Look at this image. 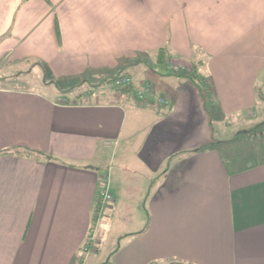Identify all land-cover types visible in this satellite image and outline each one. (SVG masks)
Wrapping results in <instances>:
<instances>
[{
    "label": "crops",
    "instance_id": "crops-1",
    "mask_svg": "<svg viewBox=\"0 0 264 264\" xmlns=\"http://www.w3.org/2000/svg\"><path fill=\"white\" fill-rule=\"evenodd\" d=\"M162 47L212 91L169 71ZM5 62L96 84L84 99L0 82V264H85L113 241L99 264H264V157H225L213 126L257 116L264 0H0ZM122 73L171 106L96 88Z\"/></svg>",
    "mask_w": 264,
    "mask_h": 264
},
{
    "label": "rangeland",
    "instance_id": "rangeland-1",
    "mask_svg": "<svg viewBox=\"0 0 264 264\" xmlns=\"http://www.w3.org/2000/svg\"><path fill=\"white\" fill-rule=\"evenodd\" d=\"M181 62L190 65V63L187 61ZM160 65L162 66L163 64ZM30 68L31 64H8L7 62H5L3 67L0 69V77L3 76V72L7 73L9 76L8 78L1 79V84L6 86L36 89L50 95L63 94L66 96H72V94L75 93L77 97H82L83 95L78 96V93H81L84 94V99H89L91 97L89 96V92H92L94 90L93 86L96 84L94 82H90V85H88L87 83H77L75 81V86L71 89L70 85L72 83L59 80L56 82H49L50 86H48L43 81H52V75L45 73V71H43V69L39 65H36L33 70ZM105 86L106 85L102 80L98 82L96 88L102 87V89L105 90V93L114 92L113 90H110V85H107L108 88ZM262 89L263 96L258 102V106L256 108V117L251 116L250 118H248L245 115L213 117L215 139L221 140L219 144H221V151L225 157H244L249 155L250 152L256 157H264V124L259 125L253 130L245 131L246 128L255 126L256 124L264 120V86L262 87ZM110 97L111 96H107L105 98ZM235 136L237 137L236 139ZM108 162V172L111 175L113 163L111 159ZM116 244L118 243L115 241L111 243L107 242V245L102 246L101 250L98 253L92 252L90 253V255L88 254L90 259L85 264H99L98 259L105 258L106 254L113 250ZM82 264H84V262Z\"/></svg>",
    "mask_w": 264,
    "mask_h": 264
},
{
    "label": "built area",
    "instance_id": "built-area-1",
    "mask_svg": "<svg viewBox=\"0 0 264 264\" xmlns=\"http://www.w3.org/2000/svg\"><path fill=\"white\" fill-rule=\"evenodd\" d=\"M167 68L172 73H178L182 70H185L188 68V65L186 63H182L181 61L168 58L166 60ZM133 83V77L129 74H124L118 78L115 79L113 83L110 84V86H115L116 88H123L126 86H129ZM134 98L140 102H149L154 101L158 106L160 107H170L172 103V99L169 96L161 95L156 91V87L153 83L147 82L142 87H135L134 91ZM111 142L106 141L105 146H109ZM102 183L101 188L98 193V200L96 203V208L93 213L92 222L90 229L92 230V233L96 231L100 219L103 216V213L105 209L110 205V203L113 200L112 193L110 191V173L105 172L102 175ZM91 239H89L88 244L85 245V251L89 252L92 248Z\"/></svg>",
    "mask_w": 264,
    "mask_h": 264
},
{
    "label": "trees",
    "instance_id": "trees-1",
    "mask_svg": "<svg viewBox=\"0 0 264 264\" xmlns=\"http://www.w3.org/2000/svg\"><path fill=\"white\" fill-rule=\"evenodd\" d=\"M168 59V54L166 52V50L162 47L159 49V60L164 62ZM126 73H122V74H119L117 75L116 77L112 78V79H109L108 82H109V85L111 83H113L115 81L116 78L124 75ZM173 74H179L181 76H184V77H187L188 79H190L191 81L195 82L196 85L199 87V89L201 90V92L204 94V96L206 97L207 96V93L208 92H211L212 89L211 87L208 85L207 81H206V77L200 72V69L198 67V64L197 63H192L190 65H188V68L185 69V70H182L178 73H173ZM49 82H56V80H52V81H48ZM81 83H84L83 81H80ZM105 84V83H104ZM95 86V85H94ZM110 89H119V90H122V91H125V92H128L132 95V97H134V91H135V86L134 84H130L129 86H126V87H123V88H116L115 86H110ZM258 89H261V87L259 86ZM263 90V89H261ZM172 104V103H171ZM261 124H264V120L258 124H256L255 126H252V127H249V128H246L245 131H250V130H253L255 128H257L259 125ZM237 137L235 136V139ZM217 140V139H215ZM234 140V139H233ZM231 141V140H229ZM228 141V142H229ZM215 142V141H214ZM213 143V142H212ZM92 235V230L90 229V236ZM88 242L85 244L87 245ZM85 245H84V251H85ZM86 252V251H85ZM87 253V252H86Z\"/></svg>",
    "mask_w": 264,
    "mask_h": 264
}]
</instances>
